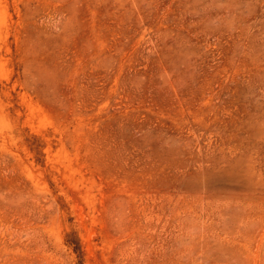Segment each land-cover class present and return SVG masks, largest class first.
I'll use <instances>...</instances> for the list:
<instances>
[{
  "label": "rangeland",
  "instance_id": "obj_1",
  "mask_svg": "<svg viewBox=\"0 0 264 264\" xmlns=\"http://www.w3.org/2000/svg\"><path fill=\"white\" fill-rule=\"evenodd\" d=\"M0 264H264V0H0Z\"/></svg>",
  "mask_w": 264,
  "mask_h": 264
}]
</instances>
